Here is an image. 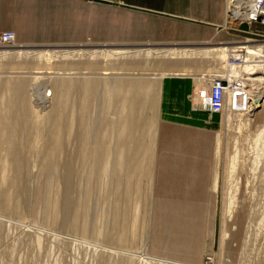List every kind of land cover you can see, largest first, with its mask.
I'll return each instance as SVG.
<instances>
[{
  "label": "rangeland",
  "instance_id": "rangeland-1",
  "mask_svg": "<svg viewBox=\"0 0 264 264\" xmlns=\"http://www.w3.org/2000/svg\"><path fill=\"white\" fill-rule=\"evenodd\" d=\"M247 39L0 44V264H264V103L207 127L159 113L168 73L197 76L199 106Z\"/></svg>",
  "mask_w": 264,
  "mask_h": 264
},
{
  "label": "crops",
  "instance_id": "crops-1",
  "mask_svg": "<svg viewBox=\"0 0 264 264\" xmlns=\"http://www.w3.org/2000/svg\"><path fill=\"white\" fill-rule=\"evenodd\" d=\"M226 3L227 0H0V34L12 33L19 46L121 47L230 46L264 34L260 23H229ZM161 74L167 75L164 71L143 75ZM168 74L173 77L162 81L159 104L164 122L188 128L213 124L204 120L208 112L191 105L193 78L197 76H176L177 70ZM213 117L215 123L220 121L219 115Z\"/></svg>",
  "mask_w": 264,
  "mask_h": 264
},
{
  "label": "built area",
  "instance_id": "built-area-1",
  "mask_svg": "<svg viewBox=\"0 0 264 264\" xmlns=\"http://www.w3.org/2000/svg\"><path fill=\"white\" fill-rule=\"evenodd\" d=\"M235 1L239 3L236 9L238 13L236 16L229 14L227 18L229 17L232 21H238L240 23L250 24L254 22L264 25V0ZM13 42L14 36L12 33L5 32L0 34L1 45L9 46L13 44ZM244 43L257 50L256 52L261 53L262 46H264V34H257L256 40L247 39ZM245 54L246 52L243 49L231 52L226 63L227 70L225 75L212 76L209 78L206 85V94L200 97L201 99L199 100L201 110L210 114H221L228 110V102H230V100V108L233 112L246 113L255 110L256 105L248 94L250 90L248 80H246L243 75H234V72L244 63ZM251 56L255 57L257 60L261 59V57L255 54H251Z\"/></svg>",
  "mask_w": 264,
  "mask_h": 264
},
{
  "label": "bare ground",
  "instance_id": "bare-ground-1",
  "mask_svg": "<svg viewBox=\"0 0 264 264\" xmlns=\"http://www.w3.org/2000/svg\"><path fill=\"white\" fill-rule=\"evenodd\" d=\"M227 3H228V5H229V7H228V11H227V16L229 15V14H233V16H236L237 15V11H236V9L238 8L237 7V5L239 4L238 2H236L235 0H227ZM219 48V47H218ZM213 48H211V50H212ZM239 49H243L245 52H246V54H245V56L247 57L245 60H244V63L243 64H247V63H250V62H253V63H255V64H261V65H255L254 66V64L253 65H250V67L252 68V72L251 73H248V72H246V73H244V72H242V66L243 65H241L240 66V71H239V73L237 74V72L238 71H235L234 72V75L235 76H240V75H245V76H247V79L248 80H250V78H248V77H250V76H254V75H256V74H259V73H264V65H262V64H264V60L262 59L261 61H254V60H251V59H256L255 57H253V56H251V54H255V55H257L258 57H261V58H264V46H262V50H261V53H258V52H256L257 50H255L254 48H251L250 46H244V47H231V48H224L223 46L221 47V50L223 51V52H227L228 50H230L228 53V58L230 57V54H231V52H235V51H237V50H239ZM220 50V51H221ZM111 52V51H110ZM115 52V51H114ZM113 53V52H112ZM120 53H121V51H120ZM3 54V53H2ZM8 54V53H7ZM232 54H234V53H232ZM111 56V55H110ZM1 57V56H0ZM228 60V59H227ZM249 65V64H248ZM247 67V66H246ZM226 73V72H225ZM243 73V74H242ZM225 75V74H224ZM244 76V77H245ZM209 80V79H208ZM251 80H255V81H262V82H264V80L263 79H261V78H259V79H251ZM196 82V81H195ZM198 83V82H197ZM196 84V83H195ZM199 84V83H198ZM197 84V85H198ZM200 85V84H199ZM198 85V86H199ZM196 86V85H195ZM198 86L195 88V90H194V104H195V102H199V100H200V96H199V94H198V90H197V88H198ZM248 94L250 95V98L253 100V102L255 103V105H256V103H258V105H262V103H264L263 102V99H262V97H254L252 94H250L249 93V91H248ZM228 110L226 111V113H231V114H243V112H233V111H231V100H230V102H228ZM254 113V111H249V112H246L245 114H247V116H252V114ZM147 240V239H146Z\"/></svg>",
  "mask_w": 264,
  "mask_h": 264
},
{
  "label": "water",
  "instance_id": "water-1",
  "mask_svg": "<svg viewBox=\"0 0 264 264\" xmlns=\"http://www.w3.org/2000/svg\"><path fill=\"white\" fill-rule=\"evenodd\" d=\"M260 108V105L256 104L255 109L258 110Z\"/></svg>",
  "mask_w": 264,
  "mask_h": 264
}]
</instances>
